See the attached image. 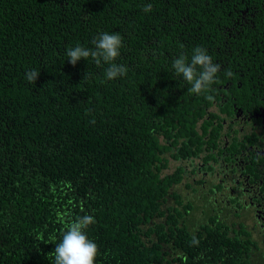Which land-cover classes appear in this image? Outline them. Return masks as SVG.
Masks as SVG:
<instances>
[{"label":"trees","instance_id":"obj_1","mask_svg":"<svg viewBox=\"0 0 264 264\" xmlns=\"http://www.w3.org/2000/svg\"><path fill=\"white\" fill-rule=\"evenodd\" d=\"M263 5L0 0V264H53L66 224L84 214L96 219L88 232L96 264H252L249 246L242 251L223 225L191 218L187 172L169 168L207 134L210 106L179 87L170 63L180 45L201 46L224 69L228 46L238 60L243 11L258 32L244 27L262 36L264 16L251 14ZM103 31L123 36L117 62L129 69L107 83L102 68L65 55ZM33 69L40 75L29 83ZM88 71L95 75L83 81Z\"/></svg>","mask_w":264,"mask_h":264},{"label":"flooded vegetation","instance_id":"obj_2","mask_svg":"<svg viewBox=\"0 0 264 264\" xmlns=\"http://www.w3.org/2000/svg\"><path fill=\"white\" fill-rule=\"evenodd\" d=\"M243 14L234 35L241 41L238 60H230L231 46L223 52L224 69L234 76L214 85L207 134L194 138L188 157L171 161L169 168L183 166L187 172L191 218L223 225L220 232L240 241L242 251L249 246V262L264 264V22L262 36H253L244 26H257L247 20L248 10ZM251 16L263 17L264 5Z\"/></svg>","mask_w":264,"mask_h":264},{"label":"clouds","instance_id":"obj_3","mask_svg":"<svg viewBox=\"0 0 264 264\" xmlns=\"http://www.w3.org/2000/svg\"><path fill=\"white\" fill-rule=\"evenodd\" d=\"M143 11H152V3H147ZM92 46L77 43L65 50L66 61L75 66L79 61L102 68L101 83L116 81L127 76L129 69L121 63L118 58L124 47L123 36L119 32H100L92 40ZM180 51L171 59L170 72L173 79L178 78L181 85H187V93L197 97H203L209 102L215 100L214 85L221 83V76L229 80L234 76L231 69H222V66L213 61L207 49L201 46L193 47L189 52ZM40 72L36 69L28 71L25 78L29 83L36 82ZM94 73H85L83 81L90 80ZM96 223L93 215L84 214L69 221L65 230L62 231L58 243L55 244L54 251L50 253L53 257V264H96L99 255L98 244L89 237V228ZM53 239H55L53 237ZM198 240L193 238L192 244H198Z\"/></svg>","mask_w":264,"mask_h":264}]
</instances>
